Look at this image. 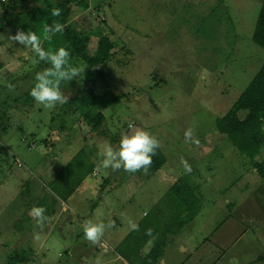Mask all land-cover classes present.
I'll return each mask as SVG.
<instances>
[{
  "label": "rangeland",
  "instance_id": "obj_1",
  "mask_svg": "<svg viewBox=\"0 0 264 264\" xmlns=\"http://www.w3.org/2000/svg\"><path fill=\"white\" fill-rule=\"evenodd\" d=\"M261 3L79 0L71 4V26L101 30L115 44L103 65L89 67L79 61L84 74L74 80L82 77L93 83L103 103L97 110L104 122L90 131L76 113L72 119L61 115L54 133L62 119L73 125L65 127L68 130L54 147L49 145L48 163L43 146L31 149L28 141L45 137L51 117L62 113L66 103L45 108L34 100L20 101L9 110L8 133L5 138L0 136V264H149L146 256L153 244L161 247V240L168 264L185 263L196 247L197 252L185 264H198L199 259L204 260L202 264H231L239 251L238 264H264V180L248 169L249 159L215 128L216 119L231 109L244 117L237 98L264 62V49L253 41ZM16 33L12 28L0 33V85L12 83V93L19 96L35 82V74L27 76L44 69L37 70L31 49L7 40ZM96 45L97 37L91 35V53ZM72 89L61 85L69 98ZM139 129L160 141L165 163L159 170L147 176L100 166V153L107 144L116 148L123 134ZM188 130L190 139L185 137ZM64 144H69L71 156L80 149L85 154H78L65 167L64 162L59 163L63 172L57 177L50 174L45 191L38 195L35 178H42L49 167L51 172L57 164L51 159L52 152L57 153ZM88 152L97 160L98 174L64 202L68 209L62 211L65 189L86 169ZM182 157L191 165V174L184 171ZM104 179L115 186L109 187ZM178 179L198 199L200 211L190 220V212L177 209L165 196ZM254 201L260 202L254 205ZM95 206L104 213L103 223L115 225L105 230L102 245L106 248L97 249L87 242L83 225L75 223V218L87 217ZM36 207L45 209L43 230L31 214ZM78 213L80 216L75 215ZM65 217L69 218L65 227L70 235L62 238L58 228ZM95 220L92 222L98 223ZM130 222H138L139 231L129 234ZM149 228L151 238L145 234ZM143 235L142 240L149 241L139 249ZM221 235H227L226 239H218ZM64 242L70 247L65 248ZM221 251L225 252L223 259Z\"/></svg>",
  "mask_w": 264,
  "mask_h": 264
},
{
  "label": "trees",
  "instance_id": "obj_2",
  "mask_svg": "<svg viewBox=\"0 0 264 264\" xmlns=\"http://www.w3.org/2000/svg\"><path fill=\"white\" fill-rule=\"evenodd\" d=\"M78 1L79 0H0V33L9 27L24 32H35L37 36L41 37L45 50L55 51L60 47L66 48L71 54L70 63L73 65L79 66V61H83L89 67L103 65L111 58L115 44L110 37L103 34L101 30L90 29L82 31L71 26L70 20L72 11L70 5ZM96 8H98V6H96ZM54 9L60 10L59 16L51 15ZM54 20L65 25L63 33L56 34L51 40H43L45 26L51 24ZM91 35L97 37V45L93 53L89 51ZM253 41L256 45L264 49V0H262L253 30ZM34 62H37V66L39 67L37 70H45L50 67V64L39 60L36 55ZM2 67V63H0V69ZM34 74L36 75L37 73H31L27 77L32 78ZM34 84L35 82L32 81L30 89L25 90V92L19 96L9 91L7 87L8 84L0 85V136L3 134L7 135L8 133L10 127L8 123L9 110H12L14 105L16 106V103L20 101H33L29 93ZM61 85L69 89L73 87L74 94L65 104L66 109H63L65 112L62 111L64 114L60 112L53 114L50 125L48 126L50 132L37 142L49 150L51 149L49 145L54 147L56 142L58 143L61 140V133L68 130L67 128L65 129V127L68 126L71 128L73 125V121L66 120L65 122V120L62 119L60 123H57L59 129L54 133L52 130L53 126L57 122V118L61 115L66 118H71V115L76 113L78 118L86 122L90 131H96L104 122L103 114L101 111L97 110L99 105L103 103L100 101V96L94 92L93 83L84 82L81 77L78 81L72 80L70 82H64ZM237 104H239L244 111V117H238L233 113V109H231L223 117L216 119L215 128L218 133L226 135L239 152L249 159L250 168L248 167V169L254 170L260 180H264V157L262 156L264 152V62L251 82L237 98ZM18 128L24 133L22 127L19 126ZM29 146L28 144V147ZM81 153H84L83 149H80L70 162ZM164 163L165 156L159 147L156 150V155L153 156V163L147 174H145L143 170L131 174L136 175L144 173L148 176L159 170ZM93 167L94 165L88 163L86 169L81 173L80 178H78L75 183L73 182L70 188L65 189L66 193L62 197L65 198L68 194H71L87 175L92 173ZM61 172L63 171H60L59 175ZM107 181L108 179H104V182ZM165 196H168V199L173 201V205L176 206L177 209L179 208L181 211L190 212L189 220L200 211V207L197 204L198 199L192 192V188L185 185L181 179H178L170 187L165 193ZM132 231L134 232L135 230H131L129 234H131ZM127 236L129 237V235ZM146 236L147 238H151L148 235ZM137 238L139 239L138 236ZM144 238L145 235L139 239L141 241V244H138L139 249L149 241H143L142 239ZM163 242L164 241L161 240V247L153 244L152 249L146 256V258L149 259V264L157 263L162 257L164 251L161 250L164 248Z\"/></svg>",
  "mask_w": 264,
  "mask_h": 264
},
{
  "label": "clouds",
  "instance_id": "obj_3",
  "mask_svg": "<svg viewBox=\"0 0 264 264\" xmlns=\"http://www.w3.org/2000/svg\"><path fill=\"white\" fill-rule=\"evenodd\" d=\"M53 16H59L60 10L54 9L51 13ZM64 24L53 21L44 28L43 40H51L58 33H63ZM7 40L12 43H19L25 48L31 49L32 52L41 61L50 64L49 68L38 72L35 76V84L30 90V96L33 100L44 106L45 108H55L57 105H63L68 102L69 97L61 91V84L75 80L76 77L84 74L85 67H80L70 63L71 54L64 48L60 47L55 51L45 50L43 41L35 32L18 30L15 35L9 34ZM9 91H13L15 86L9 83L7 85ZM132 126L130 125V128ZM186 139L191 138V130L185 132ZM198 143V141H194ZM160 147V141L150 132L143 129L130 131L121 136L118 147L114 148L111 144H107L100 155L103 159L100 166L105 169L110 168L112 171L123 169L128 173H135L143 170L147 174L153 163V156ZM181 164L184 171L191 174L192 167L183 157ZM45 209L36 207L32 209L31 214L36 219V225L41 230L44 228L46 217ZM114 222L110 221L105 224L103 222L93 223L91 220H85L83 224V234L87 242L93 246H99L102 242L106 229L113 228ZM130 228L139 231V225L130 222ZM152 229H146V235L152 236Z\"/></svg>",
  "mask_w": 264,
  "mask_h": 264
},
{
  "label": "crops",
  "instance_id": "obj_4",
  "mask_svg": "<svg viewBox=\"0 0 264 264\" xmlns=\"http://www.w3.org/2000/svg\"><path fill=\"white\" fill-rule=\"evenodd\" d=\"M9 28H12L13 30H15L16 32L18 31V30H16L15 28H13V27H9ZM72 116V115H71ZM19 127V126H18ZM18 127H17V129H18ZM24 130V129H23ZM22 133V132H21ZM5 136H4V138L6 137V134H4ZM35 135V133L33 134V136ZM22 140H24V139H22ZM31 140V139H30ZM28 141V144L30 145L29 146V148H31V149H35V148H37V146H38V143L37 142H35L34 140H31V141ZM40 141V140H39ZM66 143V142H65ZM71 144V143H70ZM44 148V151L46 152V158H45V161H47L48 163L50 162V160H49V153L51 152L48 148H45V147H43ZM68 149H69V144H64V145H61V148L59 147V149H58V152L57 153H53L52 152V158L51 159H54L53 161H55V163H57L56 164V166L55 167H53V168H51V172H49V170H50V167L49 168H47V170L45 171V172H43L42 173V178H39V177H36L35 179H36V182L34 183V185H37L38 186V188H39V190H38V195H41L42 194V192L43 191H45V185H46V181H48L49 179V176H50V174L51 175H53L54 173H55V175H56V177L57 176H59V171H60V169H61V166H60V164L59 163H63V165L64 166H62V167H65L66 166V164H69L70 163V161H71V159L75 156V155H70V150L68 151ZM87 160H88V163L89 164H92V165H94V167H93V170H92V173L91 174H89V175H87V177L81 182V184L78 186V187H76L75 188V190L71 193V194H68L65 198H62V208H61V210L63 211H65V210H67L68 208H66L67 206L65 205V203L64 202H66L67 201V199H69L70 197H73V195H74V193L75 192H77L78 190H79V188L81 187V186H83L86 182H89L90 181V176H97V170H96V162L95 161H97L96 159H94L93 158V156L90 154V152H88V155H87ZM52 161V162H53ZM67 163H66V162ZM51 162V163H52ZM20 162L18 161V164H19ZM50 163V164H51ZM21 165H22V163H20ZM41 167H45V164L44 165H42ZM54 172V173H53ZM136 177V176H135ZM89 180V181H88ZM137 181V180H136ZM32 183H30V185H31ZM62 183H60V185H59V187L61 188V185ZM105 184H107L109 187H114L115 185H114V183H113V181L112 180H110V179H108V181L105 183ZM29 185V186H30ZM28 186V187H29ZM27 187V188H28ZM86 188L87 189H89V188H91L90 187V185L89 184H86ZM32 189V188H31ZM24 191H26L27 192V189L25 188L24 189ZM258 202H260V201H254L253 203H254V205L257 203L258 204ZM262 204H264V202L262 203ZM75 206H78V205H75ZM235 206V205H234ZM108 211H109V213L110 214H112V211L108 208ZM259 211V210H258ZM75 215H77V216H80V214L78 213V214H75ZM69 218H67V217H65L64 218V223H61V225L59 226V228H58V232L60 233V235H61V237L62 238H65V236H68V235H70V234H68V230H67V228L65 227V225H67V223H69V220H68ZM73 219L74 218H72V222H74L73 221ZM94 219H96L95 221L96 222H105V221H103L104 220V213H102L100 210H99V208L98 207H94L93 209H92V212L91 213H89L88 215H87V217H85V216H80V218H75V223H81V225H83L84 224V221L85 220H91V221H93ZM78 220H80V221H78ZM256 220H258L257 218H256ZM259 220H261V219H259ZM28 221H30V218L28 219ZM71 223V222H70ZM135 224H138V222H135ZM13 224H11L10 226H12ZM23 228V227H22ZM21 228V229H22ZM132 229L130 228L128 231H131ZM72 235H74V233H72ZM237 235V234H236ZM0 236H1V232H0ZM125 236V235H124ZM124 236H123V238H124ZM239 236V235H238ZM237 236V237H238ZM226 237H227V235H221L220 236V238H218V239H222V240H224V239H226ZM238 240V239H237ZM236 240V241H237ZM221 241V240H220ZM203 242L205 243L206 242V240L204 239L203 240ZM64 245H65V248H69L70 246H68L69 245V243H65L64 242ZM105 247L106 248V244L104 243V245H102V242H101V244L99 245V246H97L96 248L97 249H99L100 247ZM197 248V247H196ZM196 248H194L193 249V252L192 253H194V252H197V249ZM182 250H184L185 248H181ZM195 250V251H194ZM164 256L162 257V258H160L159 259V261L157 262L158 264H168L169 263V258H168V256H167V254H166V248L164 249ZM191 252L188 254V257L189 258H186V261L188 260H190V259H192V254ZM224 256H225V252H223V251H221V254H220V256L219 257H221V259H223L224 258ZM235 256H236V258H231L230 260H231V264H238L239 263V259H240V256H241V251H239L237 254H235ZM259 260H261L262 258H258ZM257 259V260H258ZM258 260V261H259ZM127 261V260H126ZM186 261H185V263H186ZM128 262V261H127ZM204 262V260L203 259H199V262H198V264L200 263V264H202ZM185 263H181V264H185ZM129 264V263H128Z\"/></svg>",
  "mask_w": 264,
  "mask_h": 264
}]
</instances>
